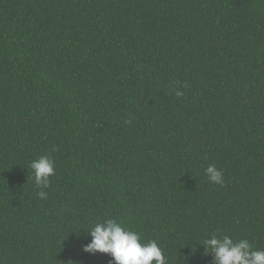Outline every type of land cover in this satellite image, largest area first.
<instances>
[{
	"label": "trees",
	"instance_id": "trees-1",
	"mask_svg": "<svg viewBox=\"0 0 264 264\" xmlns=\"http://www.w3.org/2000/svg\"><path fill=\"white\" fill-rule=\"evenodd\" d=\"M107 218L169 264L264 250V0H0V264H111Z\"/></svg>",
	"mask_w": 264,
	"mask_h": 264
},
{
	"label": "clouds",
	"instance_id": "clouds-1",
	"mask_svg": "<svg viewBox=\"0 0 264 264\" xmlns=\"http://www.w3.org/2000/svg\"><path fill=\"white\" fill-rule=\"evenodd\" d=\"M184 92L175 89V96ZM125 123H131L126 120ZM33 181L40 199H47L44 189L50 187V177L55 175V161L47 155L30 162ZM210 182L223 185V171L215 164L205 169ZM88 229L90 241L82 245V251L90 254L105 253L112 257L111 264H169L164 250L155 240L142 243L139 233L124 226L123 222L107 218L94 223ZM201 245L206 253L213 254L214 264H264V250H255L247 239L234 240L229 235L212 234Z\"/></svg>",
	"mask_w": 264,
	"mask_h": 264
}]
</instances>
